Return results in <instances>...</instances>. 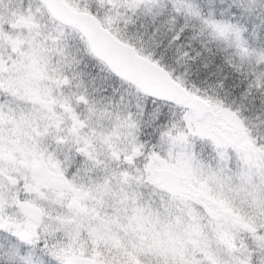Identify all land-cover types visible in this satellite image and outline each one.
<instances>
[{"label":"snow or ice","instance_id":"snow-or-ice-1","mask_svg":"<svg viewBox=\"0 0 264 264\" xmlns=\"http://www.w3.org/2000/svg\"><path fill=\"white\" fill-rule=\"evenodd\" d=\"M0 264H264V0H0Z\"/></svg>","mask_w":264,"mask_h":264}]
</instances>
